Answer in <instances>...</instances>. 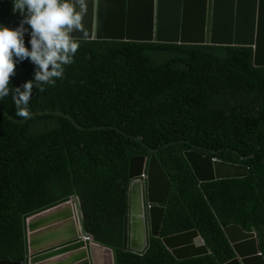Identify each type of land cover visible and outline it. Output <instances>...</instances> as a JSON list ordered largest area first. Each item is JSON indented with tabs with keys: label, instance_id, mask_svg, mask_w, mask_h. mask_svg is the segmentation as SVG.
<instances>
[{
	"label": "trees",
	"instance_id": "16d2710c",
	"mask_svg": "<svg viewBox=\"0 0 264 264\" xmlns=\"http://www.w3.org/2000/svg\"><path fill=\"white\" fill-rule=\"evenodd\" d=\"M12 5L0 0V22ZM79 43L63 79L44 92L33 88L31 114L61 111L85 128L112 126L144 144L118 130L81 131L56 115L14 123L0 111V260L24 259L25 215L73 196L85 232L115 249L118 264H227L235 259L225 234L233 225L257 232L264 254V68L254 66L253 49ZM34 72L30 60L19 62L11 86L33 80ZM0 107L23 119L11 94ZM146 146L161 150L173 189L161 238L142 257L126 252L124 242L130 160L150 156ZM189 151L245 166L251 175L203 184L185 157ZM192 231L211 254L178 261L163 239Z\"/></svg>",
	"mask_w": 264,
	"mask_h": 264
},
{
	"label": "water",
	"instance_id": "95a60500",
	"mask_svg": "<svg viewBox=\"0 0 264 264\" xmlns=\"http://www.w3.org/2000/svg\"><path fill=\"white\" fill-rule=\"evenodd\" d=\"M15 14L11 19L13 25L9 28L18 27L23 19L18 12ZM25 27L29 28L25 38H30L31 29L28 25ZM84 27V32L75 31L73 37L79 41H139L197 47L251 48L254 51V66L264 68V0H88ZM0 111L14 123H24L36 116L56 115L69 119L81 131L118 130L134 141L143 143V139L112 126L85 128L70 114L61 111H39L32 113L29 119L16 118L2 107ZM181 143L185 142L168 144L164 149ZM146 148L150 156L133 157L130 160L124 242L126 252L142 257L150 250L152 239L161 238L173 189L157 156L161 150ZM200 150L217 154L203 148ZM185 157L203 184L245 179L251 175V170L245 166L211 159L197 151L186 152ZM241 158L248 160L255 156ZM65 203L73 204L75 214L70 210L63 212L59 209ZM45 212L50 214L30 220ZM59 221L64 222L56 224ZM70 221L74 224H68L69 231H53ZM23 224L24 259L0 260V264H41L47 261H53L49 264H95L98 250L111 252L113 264H118L115 249L98 244L85 232L78 197H68L27 214ZM41 229L47 233L30 236V232ZM225 234L235 253V259L227 264H264L257 232H247L233 225L226 228ZM163 243L181 262L211 254L199 231L167 237ZM58 257L61 258L56 259Z\"/></svg>",
	"mask_w": 264,
	"mask_h": 264
},
{
	"label": "clouds",
	"instance_id": "9594fccd",
	"mask_svg": "<svg viewBox=\"0 0 264 264\" xmlns=\"http://www.w3.org/2000/svg\"><path fill=\"white\" fill-rule=\"evenodd\" d=\"M12 2L13 12L23 19L14 29L0 25V99L11 94L15 115L29 119L33 88L44 92L45 86H55L64 78L66 66L74 63L80 43L72 33L85 31L88 0ZM25 25L31 29L30 49L25 46V33L29 31ZM24 60L35 66L34 79L13 88L11 78L16 75V65Z\"/></svg>",
	"mask_w": 264,
	"mask_h": 264
},
{
	"label": "bare ground",
	"instance_id": "6f19581e",
	"mask_svg": "<svg viewBox=\"0 0 264 264\" xmlns=\"http://www.w3.org/2000/svg\"><path fill=\"white\" fill-rule=\"evenodd\" d=\"M76 206V209L78 210V206H77V204L75 205ZM63 208V209H62ZM73 204L72 203H65L64 205H60L59 206V209H61V210H63V212L64 211H66V210H70L69 212H71L72 214H75V213H73ZM56 210V209H55ZM68 212V213H69ZM46 214H50L49 212H45V213H42V214H40V215H38V216H35V217H32V218H30V220H34V219H36V218H40V217H42V216H45ZM72 218V217H71ZM70 218V219H71ZM76 218H77V216H76ZM64 221H59L58 223H56V224H61V223H63ZM71 223V221L70 222H68L67 224H63V225H60V226H58V227H56V228H54V230L53 231H56V230H62V229H64L66 226H69L68 224H70ZM55 224V225H56ZM71 224H74V223H71ZM51 226H53V225H51ZM51 226H49V227H51ZM49 227H46L45 229H47V228H49ZM70 227V226H69ZM72 227V226H71ZM45 229H41L40 230V235H43V234H46L47 233V231H43V230H45ZM30 236H32V234L30 233ZM102 253V252H101ZM105 253H107V252H105ZM102 254H104V253H102ZM108 259H109V257H108ZM112 260V259H111ZM46 264H48V262H46Z\"/></svg>",
	"mask_w": 264,
	"mask_h": 264
},
{
	"label": "crops",
	"instance_id": "0c3cea01",
	"mask_svg": "<svg viewBox=\"0 0 264 264\" xmlns=\"http://www.w3.org/2000/svg\"><path fill=\"white\" fill-rule=\"evenodd\" d=\"M137 42H139V41H137ZM140 43H146V42H140ZM64 229L69 231V227H67V226ZM64 229H62V230H64ZM101 252L104 253V254H102ZM105 252H107V253H105ZM108 257H109V259H108ZM59 258H61V257H58L56 259H59ZM47 262L49 264V263H51L53 261H47ZM41 264H46V262L41 263ZM95 264H113L112 253L109 252V251H100V250H98L97 253H96V257H95Z\"/></svg>",
	"mask_w": 264,
	"mask_h": 264
},
{
	"label": "flooded vegetation",
	"instance_id": "af4514ba",
	"mask_svg": "<svg viewBox=\"0 0 264 264\" xmlns=\"http://www.w3.org/2000/svg\"><path fill=\"white\" fill-rule=\"evenodd\" d=\"M13 6L11 8H8V10L5 9L3 13V15L1 14V22H0V25H3V26H6V27H9L11 25H13V22H12V18L16 15L14 12H13Z\"/></svg>",
	"mask_w": 264,
	"mask_h": 264
},
{
	"label": "rangeland",
	"instance_id": "374dc122",
	"mask_svg": "<svg viewBox=\"0 0 264 264\" xmlns=\"http://www.w3.org/2000/svg\"><path fill=\"white\" fill-rule=\"evenodd\" d=\"M30 233L32 234V236H36V235H38L40 233V230L35 231V232H30Z\"/></svg>",
	"mask_w": 264,
	"mask_h": 264
},
{
	"label": "built area",
	"instance_id": "2783aa9c",
	"mask_svg": "<svg viewBox=\"0 0 264 264\" xmlns=\"http://www.w3.org/2000/svg\"><path fill=\"white\" fill-rule=\"evenodd\" d=\"M144 178H146V176H143ZM86 240V239H85Z\"/></svg>",
	"mask_w": 264,
	"mask_h": 264
}]
</instances>
